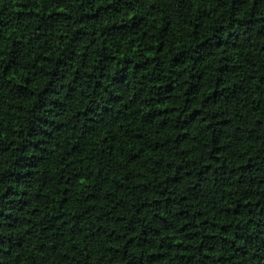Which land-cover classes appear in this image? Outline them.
I'll return each instance as SVG.
<instances>
[{"label": "trees", "instance_id": "obj_1", "mask_svg": "<svg viewBox=\"0 0 264 264\" xmlns=\"http://www.w3.org/2000/svg\"><path fill=\"white\" fill-rule=\"evenodd\" d=\"M0 264H264V0H0Z\"/></svg>", "mask_w": 264, "mask_h": 264}]
</instances>
